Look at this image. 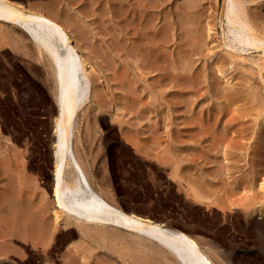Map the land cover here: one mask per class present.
<instances>
[{
	"label": "rangeland",
	"instance_id": "374dc122",
	"mask_svg": "<svg viewBox=\"0 0 264 264\" xmlns=\"http://www.w3.org/2000/svg\"><path fill=\"white\" fill-rule=\"evenodd\" d=\"M32 1L59 2L53 12L68 24L66 15L75 9L85 11L81 19L87 21L99 10L91 9L89 0ZM241 1L256 22L263 19L264 0ZM135 2L129 3L135 6ZM145 5L153 10H123L115 17L116 24L111 22V13L105 15L100 26L105 39L93 48L111 78L115 105L111 116L108 108L89 97L75 118L73 152L91 185L109 202L131 206L188 232L217 264H231L226 247L234 240L256 238L249 234L250 225L254 219H264V190L256 184L264 174V63L258 59L262 52L238 44V32L227 27L222 15L223 0H145ZM169 10L179 22L173 37L167 29ZM155 11L164 18L158 20ZM196 21L197 39H189V31L179 32ZM112 24L122 26L121 34L118 25L114 30ZM159 27L162 31L154 38L161 39L163 47L157 54L148 53L149 61L138 59L122 37H134L137 47L148 52L147 45L154 39L151 34ZM0 37V183L3 180L16 188L20 173L28 195L25 211L51 221L47 184L53 170V120L47 113L55 100L50 63L18 29L1 24ZM228 45L247 61L230 55ZM215 59L223 61L228 76L234 75V88L216 70ZM172 62L182 68L174 69ZM158 75L159 81L152 82ZM18 89L27 103L20 104ZM8 129L19 132L22 142L13 141ZM91 231L81 235L75 228L68 239L61 241L58 236L45 247L20 236L0 237V247H13L19 253L0 259V264H18V259L28 264H66L81 260V253L85 261L80 264H175L155 245L143 242L146 247H142L126 236ZM261 260L253 264H263L264 257Z\"/></svg>",
	"mask_w": 264,
	"mask_h": 264
},
{
	"label": "bare ground",
	"instance_id": "6f19581e",
	"mask_svg": "<svg viewBox=\"0 0 264 264\" xmlns=\"http://www.w3.org/2000/svg\"><path fill=\"white\" fill-rule=\"evenodd\" d=\"M23 1L24 0H0V25L3 24L7 27L18 29L25 34L38 52L46 55L50 63L54 84V102L56 106L50 107V109L47 107V114L53 120V122L51 121L53 123V132L52 136H50L52 138V152L50 156H52L53 159V170L52 177L49 178L50 180L47 184L48 193L52 197V220L48 221L39 217H32L30 213L25 211V196L28 195L27 191L24 190L25 188L23 189L24 185L21 182L23 176L19 173L21 175L20 177V175L17 174V170L16 177L18 178V186L16 185V188L12 185L10 187L7 182H3V180H1L2 183H0V237L12 238L20 236L33 243H41V245L45 247L49 246L53 238L58 239V236L61 241L68 239L75 233V228L78 229L81 235L89 234V232L94 229L95 233H93L95 235L96 233H101V235L103 233L105 235L107 232V234H110L112 237H129L130 243L138 246L141 244L140 246L146 247L143 242L155 245L169 254L175 261V264H217L216 261L211 258V254L208 252L209 255L205 251L206 248L199 245L195 238L188 232L176 229L175 226L173 228V225L171 226L159 219L151 218L144 213H139L137 210L135 211V209H132L131 206L109 202L107 200L108 198L106 199L104 197L103 192H99L91 185L85 170L73 152L72 137L75 118L77 112L89 100V97L92 95L96 102L99 101V107L104 105V108H108L107 110L111 116L112 113L110 109L115 105L116 99L109 86V80H111V78L97 61V54L94 49L95 46L93 48V45L101 46L102 40L105 39V35L101 32L100 26L104 23L106 13H111V22L116 24L115 17H119V13L123 10L127 12L130 9L134 11L136 9L139 12L143 11L146 13L147 11L153 10V8L147 9L145 0H136V8L133 5L134 3H129L130 0H104L103 6L100 5L101 0H89L93 3L91 9H99L95 14L96 17L92 18V20L90 19L91 21H87L83 18L81 19L85 11L75 9L71 14L67 13L66 15V18L69 19L70 22V24H68L61 16L56 14V10H54L56 11L54 14L53 9L56 7L55 5L57 2L49 0L50 2L43 4L44 2L38 0L42 4H36V1L34 2L32 0ZM101 11L104 13L103 17L100 14ZM175 14H173L171 10L167 12V16L170 17L167 29L171 31L172 37L174 36L177 23H179L174 19ZM222 15L227 23V27L229 29H235L238 32V36L235 35L238 44L240 46L246 45L247 48L258 49V51L262 52L259 54L258 59H261L264 63V14H261L263 19L256 22L255 15L249 14L241 0H223ZM155 16H157L156 18L158 20L164 18V15H159L158 12L155 13ZM117 25H113L114 30ZM259 26H261L262 30ZM117 28L118 33L121 34L120 28H122V26L118 25ZM211 29L212 26L208 27V30ZM161 31L162 27L157 28L155 32H152L151 39L156 37ZM188 31L189 35H191L189 39H197L199 37V22H194L188 30L179 29V32L183 33H188ZM123 35L122 37L129 42V47L138 59L149 61V54H157L160 48L163 47L162 40L154 38L152 41H149L150 43L148 42V52H144L140 46L137 47L134 37L131 38L130 35ZM12 36L16 37V34ZM80 36L87 39L90 45L84 44ZM228 47L232 48V50L229 51L230 55L238 57L242 61H247L244 55L235 51V47L229 45ZM177 50H179V48ZM119 57L123 59L127 58L122 55H119ZM222 62L223 61L218 62V60L215 59V68L219 73L224 75L226 84L228 83L229 85L228 87H233L234 83H232V81L234 75L228 76L226 72L227 68L223 67ZM176 65V63H173L174 69L180 67ZM181 68L182 67H180V69ZM152 71L147 73L150 74ZM143 75L145 76V74ZM158 77L159 75L157 78L155 77L156 79L153 77L152 82L156 83L159 81L160 78ZM25 78L27 77L25 76ZM21 90L22 89L17 90L19 91V102L20 104H24L27 103L28 98L26 99L22 96ZM99 107L97 108L98 111L101 110ZM11 116L13 117V115ZM13 131L7 130L9 137H11L13 141L18 142L22 139L20 138L22 135H18L17 133L19 132L15 133ZM7 139L6 141H9ZM30 150L32 149L30 148ZM39 153L40 152H38L37 155H39ZM34 154H36V152ZM28 163L31 166V159H28ZM2 172L3 171H1V174ZM259 176H261L260 180H257L256 184L260 190H264V174ZM252 186L255 187V183H253ZM252 186L251 189L253 188ZM262 215L264 216L263 213ZM250 219L251 218H248V220ZM233 227L234 226H232V228ZM235 227L234 229H236ZM241 231L243 232V230ZM235 232L238 233V231ZM250 233H253L254 236L256 235V238L252 237V239L249 240L243 238V240H232L233 242H231L228 247L225 246L228 248V255L225 256L228 259L227 261L231 264H253V261L257 259L260 261L264 257V219H254L250 225L249 234ZM246 234L247 233L241 235ZM237 235H239V233ZM249 236L251 238L252 235ZM106 238H108V236H106ZM12 248H9V246L7 248L0 247V259L9 258L13 253L19 256V253ZM22 255L24 256V253ZM81 255L83 254L81 253ZM81 255V260H77L76 258L70 260L66 264H80V262H84L85 259L83 260V256ZM222 255L224 256V253ZM13 257L15 256L13 255ZM18 260V264H28L27 262Z\"/></svg>",
	"mask_w": 264,
	"mask_h": 264
},
{
	"label": "water",
	"instance_id": "95a60500",
	"mask_svg": "<svg viewBox=\"0 0 264 264\" xmlns=\"http://www.w3.org/2000/svg\"><path fill=\"white\" fill-rule=\"evenodd\" d=\"M174 228V227H173ZM176 229H178V228H176Z\"/></svg>",
	"mask_w": 264,
	"mask_h": 264
}]
</instances>
